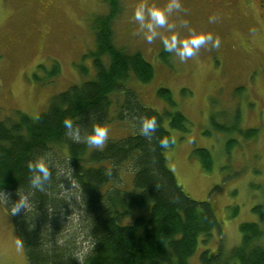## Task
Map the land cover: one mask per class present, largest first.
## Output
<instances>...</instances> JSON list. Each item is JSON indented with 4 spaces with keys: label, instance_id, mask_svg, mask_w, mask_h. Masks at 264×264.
I'll list each match as a JSON object with an SVG mask.
<instances>
[{
    "label": "trees",
    "instance_id": "obj_1",
    "mask_svg": "<svg viewBox=\"0 0 264 264\" xmlns=\"http://www.w3.org/2000/svg\"><path fill=\"white\" fill-rule=\"evenodd\" d=\"M106 1L109 11L93 21L96 48L83 55L92 58L93 75L79 63L90 77L55 93L36 116L18 110L8 120L0 109V194L28 196V208L15 215L28 264H264V204L253 207L261 221L242 222L240 243L226 251L211 201L189 195L170 167L166 151L175 142L167 149L159 145L161 136L174 138L169 127L187 130L188 119L180 110L159 111L144 104L135 88L126 86L131 74L140 82L151 81L155 68L140 51L127 52L115 44L112 24L121 4ZM39 68L46 73L44 82L61 72L57 60L49 70L44 64ZM34 76L40 78L37 72ZM116 92L123 99L112 116ZM159 93L175 105L169 88L161 87ZM145 115L156 116L159 125L150 138L140 134ZM65 118L73 120L82 136L93 122L106 126L114 118L133 129L98 149L66 135ZM212 123L229 129L213 117ZM240 131L245 137L258 134L256 128ZM38 154L51 161L52 178L44 191L32 188L27 167ZM194 154L205 170H212L209 148L196 147ZM137 209L143 212L131 221L120 220ZM66 215L71 228L58 235ZM215 231L220 234L216 249L204 248L194 260L201 240L207 244Z\"/></svg>",
    "mask_w": 264,
    "mask_h": 264
},
{
    "label": "rangeland",
    "instance_id": "obj_2",
    "mask_svg": "<svg viewBox=\"0 0 264 264\" xmlns=\"http://www.w3.org/2000/svg\"><path fill=\"white\" fill-rule=\"evenodd\" d=\"M168 2L120 0L121 11L112 24L114 41L127 52L140 51L155 68L151 81L140 82L131 74L126 86L135 88L144 104L159 111L177 109L187 117V130L169 127L175 143L166 155L189 195L211 201L228 251L241 241L242 222L261 221L253 207L264 204V16L256 20L246 0L233 7L180 0L181 8L168 15L174 26L157 31L185 37L194 29L211 32L221 41L219 48L202 46L196 55L181 61L174 52L164 50L159 36L148 42L134 19L140 4L163 8ZM108 11L106 0H0L1 116L14 119L18 110L36 116L55 93L93 75L92 58L83 55L96 48L94 17ZM54 60L61 64L60 74L55 80L42 81L46 73L39 65L49 70ZM79 63L89 67L90 76L80 71ZM161 87L171 90L175 105L159 93ZM122 99V92L112 94V116ZM212 117L229 129L216 128ZM106 126L109 138L125 136L133 129L116 118ZM250 128L258 129V134L245 137L240 131ZM196 147L211 150L212 170L201 165L194 154ZM16 197L0 194V264H28L15 215L10 213ZM142 212L137 209L120 220L131 221ZM70 218L66 215L65 221H59L62 232L58 235L69 232ZM219 241L218 231L207 244L201 240L194 260L204 248L216 249Z\"/></svg>",
    "mask_w": 264,
    "mask_h": 264
},
{
    "label": "clouds",
    "instance_id": "obj_3",
    "mask_svg": "<svg viewBox=\"0 0 264 264\" xmlns=\"http://www.w3.org/2000/svg\"><path fill=\"white\" fill-rule=\"evenodd\" d=\"M180 0H169L163 8L158 6H147L140 4L134 10V19L139 23L140 30L143 32L145 39L152 42L158 36L162 40L164 50L166 52H174L181 61L193 57L197 54L202 46L211 45L212 47H220V38L214 37L211 32H197L194 29L187 36L181 37L178 33L172 32L171 35L165 36L157 31V28H172L174 25L168 22V15L174 10L180 9ZM215 19L210 17V20ZM186 23V22H185ZM66 135L73 140L83 141L94 148L102 149L109 139V128L100 122H93L91 129L83 136L81 129L74 124L71 118H65L63 121ZM158 121L156 116L140 117V134L145 137H151L158 129ZM175 139L169 136H161L159 145L162 149H167ZM28 170L30 172V184L33 189L44 191L47 182L52 178L51 161L46 155H36L34 159L28 162ZM29 206L28 196H21L10 205V213L17 215L21 210L27 209Z\"/></svg>",
    "mask_w": 264,
    "mask_h": 264
},
{
    "label": "flooded vegetation",
    "instance_id": "obj_4",
    "mask_svg": "<svg viewBox=\"0 0 264 264\" xmlns=\"http://www.w3.org/2000/svg\"><path fill=\"white\" fill-rule=\"evenodd\" d=\"M208 1L217 6H222L223 4H225V5H229V7L230 6L233 7L235 4L241 2V0H216V2H214V0L213 1L208 0ZM246 3H247L246 5L252 9L251 11L255 13L256 20L260 21L259 19H262L261 16H264V0H255V1L246 0Z\"/></svg>",
    "mask_w": 264,
    "mask_h": 264
}]
</instances>
